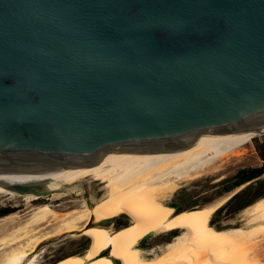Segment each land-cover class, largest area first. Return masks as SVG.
<instances>
[{"label":"water","instance_id":"water-1","mask_svg":"<svg viewBox=\"0 0 264 264\" xmlns=\"http://www.w3.org/2000/svg\"><path fill=\"white\" fill-rule=\"evenodd\" d=\"M261 126L264 0H0V167Z\"/></svg>","mask_w":264,"mask_h":264},{"label":"bare ground","instance_id":"bare-ground-1","mask_svg":"<svg viewBox=\"0 0 264 264\" xmlns=\"http://www.w3.org/2000/svg\"><path fill=\"white\" fill-rule=\"evenodd\" d=\"M263 133L264 126L205 134L182 150L111 151L83 165L1 166L0 196L27 194L28 211L0 217V264H24L42 244L81 235L90 236L84 246L43 264H264V194L243 208L241 225L231 226L214 224L213 215L246 184L178 211L170 200L182 183L219 172ZM85 179L100 187L82 197L76 187ZM11 185L42 191L20 193ZM68 196L66 204H54ZM123 214L116 227L113 220ZM170 231L163 245L143 246L145 238Z\"/></svg>","mask_w":264,"mask_h":264},{"label":"rangeland","instance_id":"rangeland-1","mask_svg":"<svg viewBox=\"0 0 264 264\" xmlns=\"http://www.w3.org/2000/svg\"><path fill=\"white\" fill-rule=\"evenodd\" d=\"M251 167H262L263 173L251 180L243 182L246 184L240 192H238L234 197L227 201L214 215L212 222L214 224L222 225L223 223L227 226L231 225H241L242 218L241 213L243 208L252 203L255 198L264 194V133L253 138V140L247 143L243 149V153L239 156H234L223 163L222 170L215 174L206 175L200 179L182 183V186L173 194L171 197V202L184 208L192 205H201L210 202L227 192L236 188L234 186V181L236 180V174L239 170H244ZM217 176H222L219 181H214ZM89 179H85L83 183L79 184L82 197H87L93 195L95 190L100 187L99 185H92ZM102 185V184H101ZM96 186V187H95ZM60 192L69 193V189L61 188ZM2 197V198H1ZM48 198V197H47ZM42 199V200H47ZM51 198V197H49ZM68 197H62L54 201V204L62 205L66 204L69 200ZM81 198V197H78ZM28 197L27 194H16L11 193L8 195L0 196V209H7L10 213L12 210H17L18 213L23 214L28 211ZM16 205V206H14ZM6 213V214H7ZM4 214V215H6ZM4 215H0L3 217ZM127 216L124 214L115 218L114 225L117 227L123 222ZM119 219V220H117ZM231 220H233L231 222ZM239 220V221H238ZM232 223V224H231ZM165 234V235H164ZM162 235V236H160ZM160 236V237H159ZM173 236L172 231L165 232L155 235L153 238L146 239L144 244L146 247L149 246L156 247L163 245L166 241H169ZM66 237V236H65ZM67 236L64 240H59L51 243L42 244L36 254L31 256L26 260L24 264H43V263H53L58 258L66 255L79 247L84 246L90 236H80L70 238ZM263 241V242H262ZM262 246L264 245V239L262 240ZM149 245V246H148ZM264 247V246H263ZM85 248V247H84Z\"/></svg>","mask_w":264,"mask_h":264},{"label":"trees","instance_id":"trees-1","mask_svg":"<svg viewBox=\"0 0 264 264\" xmlns=\"http://www.w3.org/2000/svg\"><path fill=\"white\" fill-rule=\"evenodd\" d=\"M263 173L262 167H251L244 170H239L236 174V180L234 181V186H237L243 182L251 180ZM261 196V194H260ZM259 197V196H258ZM9 212L7 209H0V215H4Z\"/></svg>","mask_w":264,"mask_h":264}]
</instances>
